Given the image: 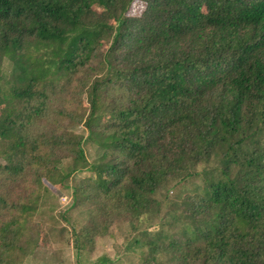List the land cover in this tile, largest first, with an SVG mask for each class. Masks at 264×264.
Here are the masks:
<instances>
[{
    "label": "trees",
    "instance_id": "obj_1",
    "mask_svg": "<svg viewBox=\"0 0 264 264\" xmlns=\"http://www.w3.org/2000/svg\"><path fill=\"white\" fill-rule=\"evenodd\" d=\"M0 174V264L53 187L75 258L121 216L139 264H264V0H0Z\"/></svg>",
    "mask_w": 264,
    "mask_h": 264
},
{
    "label": "rangeland",
    "instance_id": "obj_2",
    "mask_svg": "<svg viewBox=\"0 0 264 264\" xmlns=\"http://www.w3.org/2000/svg\"><path fill=\"white\" fill-rule=\"evenodd\" d=\"M142 9V4L138 1H133L129 7V14H138ZM7 69V65H3V70ZM49 106V104H46ZM45 116V117H44ZM43 118L36 117L32 120V126L27 127L30 133L40 132L42 129L53 127L57 130L76 129L82 130L80 127H74L70 121H53L51 122L50 114L46 110ZM99 153L94 145L88 146L86 156L90 160ZM89 176L88 172L81 171L75 175V178H83ZM23 179V176L22 178ZM19 177L15 179L9 178L5 174H0V192L5 194L6 207L16 202V200L25 195V186L32 185L29 179L21 180ZM21 180V181H20ZM20 181V182H19ZM24 181V182H23ZM74 182L69 181V184ZM48 203L42 204L36 211L35 215L30 219L32 227L30 229L21 230L18 236L17 243L25 246L24 241L29 239L31 244L22 253L15 251V261L17 264H96L95 260L101 254H105L110 259L114 260V264H139L135 254H122V249L127 239L130 238L129 227L124 217H116L114 220L113 229L109 230L102 236L94 239V244L91 248L82 250L81 255L75 258V249L73 248V235L71 222H77L78 225L84 223V216L79 215L80 209H86L84 205L81 208L73 209L59 216V212H63L70 203L71 189L52 188ZM52 207L53 209H50ZM90 208V207H89ZM67 219V220H66ZM159 217L151 212H146L138 217L135 221V228L143 230L151 228ZM78 225L76 227H78ZM112 231V232H111ZM14 264H16L14 262Z\"/></svg>",
    "mask_w": 264,
    "mask_h": 264
}]
</instances>
